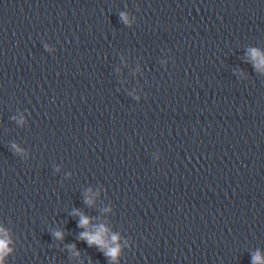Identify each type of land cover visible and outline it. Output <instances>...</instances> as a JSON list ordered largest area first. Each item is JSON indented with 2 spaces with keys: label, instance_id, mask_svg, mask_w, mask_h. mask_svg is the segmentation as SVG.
<instances>
[{
  "label": "water",
  "instance_id": "obj_1",
  "mask_svg": "<svg viewBox=\"0 0 264 264\" xmlns=\"http://www.w3.org/2000/svg\"><path fill=\"white\" fill-rule=\"evenodd\" d=\"M250 50L264 57V0H0L7 264H110L80 238L100 226L119 264L264 260Z\"/></svg>",
  "mask_w": 264,
  "mask_h": 264
},
{
  "label": "clouds",
  "instance_id": "obj_2",
  "mask_svg": "<svg viewBox=\"0 0 264 264\" xmlns=\"http://www.w3.org/2000/svg\"><path fill=\"white\" fill-rule=\"evenodd\" d=\"M121 18L125 23H129V19L125 14H121ZM46 51L50 53H54L55 49L45 45ZM251 56L254 58L255 61L258 63H254L253 66L260 70L262 66H264V57L258 50H250ZM139 99V97H134ZM13 147H16L15 145ZM17 152H21V149L16 147ZM87 203L91 204L92 201L88 200ZM79 215V222L78 226L84 229H87L89 226V218L85 217L84 215L80 214L79 212L76 213ZM108 233V230L105 229L103 226L93 233L88 232L87 230L80 233V238L83 239L90 247L95 246L97 247L104 256H106L110 264H119V257L121 256L122 249L119 245L120 237L116 234H111V242L113 245L109 247L105 242V235ZM57 239H63V234L61 232L54 233ZM12 241L9 239V234L3 228H0V264H7V259L12 253V248L10 247ZM253 264H264V260L261 259L259 253L253 256Z\"/></svg>",
  "mask_w": 264,
  "mask_h": 264
}]
</instances>
